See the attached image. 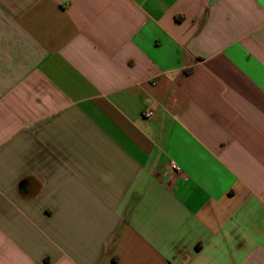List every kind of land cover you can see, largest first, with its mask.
Returning a JSON list of instances; mask_svg holds the SVG:
<instances>
[{
  "label": "crops",
  "instance_id": "1",
  "mask_svg": "<svg viewBox=\"0 0 264 264\" xmlns=\"http://www.w3.org/2000/svg\"><path fill=\"white\" fill-rule=\"evenodd\" d=\"M0 264H264V0H0Z\"/></svg>",
  "mask_w": 264,
  "mask_h": 264
},
{
  "label": "built area",
  "instance_id": "2",
  "mask_svg": "<svg viewBox=\"0 0 264 264\" xmlns=\"http://www.w3.org/2000/svg\"><path fill=\"white\" fill-rule=\"evenodd\" d=\"M142 114H143L145 117H151V116L154 114V112H153L152 109H146L145 111H143ZM172 167H173L174 169H177V170L180 169V167H179L177 164H175V163H172Z\"/></svg>",
  "mask_w": 264,
  "mask_h": 264
}]
</instances>
